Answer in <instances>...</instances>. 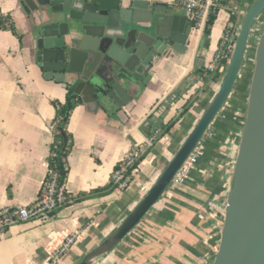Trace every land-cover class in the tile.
Returning a JSON list of instances; mask_svg holds the SVG:
<instances>
[{
  "label": "crops",
  "instance_id": "0c3cea01",
  "mask_svg": "<svg viewBox=\"0 0 264 264\" xmlns=\"http://www.w3.org/2000/svg\"><path fill=\"white\" fill-rule=\"evenodd\" d=\"M157 1L185 12L174 0ZM208 1L210 6L214 3ZM253 1L241 0L238 6L236 0H226L218 5L201 67L195 64V50L204 36L205 23L196 26L193 22L194 38L188 52L154 62L152 77L136 101L128 104L129 115L124 122L114 113L90 112L81 102L72 108L67 122L72 147L64 182L68 199L43 219L19 220L0 231V264H77L113 230L150 188L218 90L222 76L204 79V65L218 48L231 7L238 30ZM0 11L11 15L16 31L0 28L3 207L29 204L36 198L47 171L53 102L63 101L67 87L44 79L35 66L25 18L15 0H0ZM252 41L249 35L231 91L208 125L215 127V134L204 140L203 152L188 178L170 183L135 226L91 264H211L232 161L230 155L221 152L220 143L232 111L242 103ZM197 70H202V75ZM175 90L173 104L145 125ZM175 118L173 125L164 129ZM136 146L144 149L143 157L128 185L118 188L110 181V174L123 155ZM78 228L82 230L75 241L51 263L53 248L65 234Z\"/></svg>",
  "mask_w": 264,
  "mask_h": 264
},
{
  "label": "water",
  "instance_id": "95a60500",
  "mask_svg": "<svg viewBox=\"0 0 264 264\" xmlns=\"http://www.w3.org/2000/svg\"><path fill=\"white\" fill-rule=\"evenodd\" d=\"M30 37L34 64L44 79L70 87L86 110L116 114L141 95L159 58L185 55L194 38L192 12L157 0H15ZM261 25L248 58L237 143L211 264H264V0H254L235 35L226 69L213 98L137 204L77 264H91L127 234L169 185L187 155L224 104L241 66L256 18ZM208 47L202 36L195 64ZM175 90L145 125L160 117Z\"/></svg>",
  "mask_w": 264,
  "mask_h": 264
},
{
  "label": "built area",
  "instance_id": "2783aa9c",
  "mask_svg": "<svg viewBox=\"0 0 264 264\" xmlns=\"http://www.w3.org/2000/svg\"><path fill=\"white\" fill-rule=\"evenodd\" d=\"M173 2L174 4H178L185 8L186 11L192 12L193 22L196 26L203 24L202 22L206 23L210 9V3L208 0H174ZM231 24V21H229L227 25L230 26ZM260 25L261 21L258 17L254 20L251 26L250 34L252 33V31H256L257 33ZM221 38L223 41H228V43L226 44V50L224 51V49H217L215 51L214 55L209 60H207L204 65L205 73L211 72L216 68L218 58L226 56L228 52L230 55V51L233 45L230 44V41L232 40L231 37H229L225 33H222ZM219 69L225 70V66L220 64ZM206 131L204 133H206ZM200 140L187 155L185 161L177 170L170 183H182L188 178L189 172L194 167L196 159L203 151V146L199 143ZM142 152V146H136L128 150L123 155L121 160L116 163L110 174V181L114 185H116L118 188H123L128 185L132 176V171H130V168L136 158ZM55 177L56 175L52 173L48 178H44L36 198L31 203L25 205L0 207V231L19 220L43 219L49 216L58 205L67 200L68 194L64 189V184L56 185ZM81 230V228L75 229L68 232L61 238L60 242L56 247L53 248L50 253L49 260L51 263H55L58 260L59 256L63 252L68 250Z\"/></svg>",
  "mask_w": 264,
  "mask_h": 264
},
{
  "label": "trees",
  "instance_id": "16d2710c",
  "mask_svg": "<svg viewBox=\"0 0 264 264\" xmlns=\"http://www.w3.org/2000/svg\"><path fill=\"white\" fill-rule=\"evenodd\" d=\"M236 1H237L238 6L241 5L240 4L241 0H236ZM225 2L226 0H214V3L210 6L208 17H207L205 26L203 28V35L205 37H207L209 34L210 26L215 16V12L218 8V5L224 4ZM230 10H231L230 11L231 13H230L229 21H231L232 24L230 26L226 25L224 27L223 33L231 37L232 40L230 41V44H233L235 40L237 28H236V25H234L235 9L231 7ZM0 28L9 29L10 31L16 34V31L14 29V25L12 22V17L9 13H2L0 11ZM18 38H20L19 35H18ZM227 43L228 41L226 40L223 41L222 38H220L217 49H224L225 51ZM228 56H229V52L226 54V56H222L218 58L216 68L211 72H207L205 76H203L204 79H208V78L216 79L219 75L223 77L224 70H220L219 66L220 64H222L225 66V69H226ZM202 72H203L202 70H197V73L199 75H202ZM79 102H80V99L78 98L76 94L73 93L70 87L66 88L63 101L53 102L55 106V112L50 122L51 140L49 144V153L46 157L47 171H46V175L44 178H48L50 174L54 173L56 175L55 177L56 185L64 184L66 180V176L68 172L67 156L72 147V135H71V132L67 128V122H68L70 111ZM187 106H188L187 104L184 105V107L181 110V113L185 109H187ZM176 119L177 118L168 122L165 125L164 129H168L171 125H173ZM143 154H144V149H143V152L136 158V160L132 164L130 171L133 172L136 169V167L138 166V163L143 157Z\"/></svg>",
  "mask_w": 264,
  "mask_h": 264
},
{
  "label": "rangeland",
  "instance_id": "374dc122",
  "mask_svg": "<svg viewBox=\"0 0 264 264\" xmlns=\"http://www.w3.org/2000/svg\"><path fill=\"white\" fill-rule=\"evenodd\" d=\"M256 35V31H252V33L250 34V36L253 38V41L256 39ZM241 72L242 70L240 71V73ZM241 115V106H237L231 113L230 123L224 126L225 136L222 138L223 140L220 143L221 152H226L227 155H230L232 158L234 156V150L237 143V132L240 125ZM213 133L215 134V127L213 125H210L206 133L203 134L202 139L199 143L204 147V140L211 137Z\"/></svg>",
  "mask_w": 264,
  "mask_h": 264
}]
</instances>
